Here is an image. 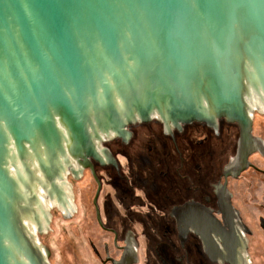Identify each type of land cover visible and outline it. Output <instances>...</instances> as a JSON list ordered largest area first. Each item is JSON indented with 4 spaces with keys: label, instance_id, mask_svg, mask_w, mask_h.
Here are the masks:
<instances>
[{
    "label": "water",
    "instance_id": "1",
    "mask_svg": "<svg viewBox=\"0 0 264 264\" xmlns=\"http://www.w3.org/2000/svg\"><path fill=\"white\" fill-rule=\"evenodd\" d=\"M255 110L264 0H0V264H50L37 239L50 205L75 211L68 174L94 172L91 160L117 167L104 144H129L137 124L158 120L172 138L195 123L237 125L225 197L261 150ZM192 211L177 218L184 238L194 232L213 264H249L229 219L227 230L208 209Z\"/></svg>",
    "mask_w": 264,
    "mask_h": 264
},
{
    "label": "flooded vegetation",
    "instance_id": "2",
    "mask_svg": "<svg viewBox=\"0 0 264 264\" xmlns=\"http://www.w3.org/2000/svg\"><path fill=\"white\" fill-rule=\"evenodd\" d=\"M229 128L238 130L237 134ZM131 130L134 128L131 127ZM162 135L167 137L164 131ZM235 135L237 143L231 144L230 138L233 139ZM181 136L183 149H191V153L196 155L199 148L210 142L231 145L235 155L227 168L237 169L240 146L237 125L222 120L218 132H215L195 123L186 126ZM169 137L178 145V132H174V138ZM253 137L261 150L249 155L247 168L238 177H229L225 197L222 191L225 171L219 174L212 189L205 194L204 185L189 182L192 178L197 182L201 168L197 172L190 171V163L192 167L198 163H193L194 157L189 158L179 147L175 149L181 164L176 168H173V164H157L148 177L145 167L133 163L141 157V148L128 147L134 141V135L128 145L118 139L105 142L104 146L116 158L117 167L109 164L101 166L91 160L94 172L91 168L84 169L78 180L69 173L75 211L66 213L58 206L50 205L51 224L38 235L39 244L44 252H50L49 262L57 260L55 250L61 247L60 264H67L66 261L70 264H152V257L157 264H173V261L175 264H189V257L194 254L191 250L198 249L196 253L205 255L203 244L191 230L184 238V230L178 226L177 218L193 219L196 216L192 211L194 206L208 209L227 230H230L226 223V219H229L231 230L238 231L246 240V248L242 244L235 250L237 258L241 261V257H248L251 264L250 239L257 236L256 232L264 234V162H261L264 161V141ZM198 138L204 140L197 141L198 147H195L193 142ZM112 146H117L118 150ZM166 149L167 158L164 160H172L171 152ZM133 150L137 153H131ZM149 153H152V147ZM212 153L210 151V155ZM160 166L165 174L158 170ZM173 170L174 174H171ZM85 180L87 184L83 192L79 185ZM184 208L186 213L182 212ZM157 219L162 220L159 234L165 237L158 241L152 232ZM59 223H69L71 228L62 227ZM63 236L69 239L65 240Z\"/></svg>",
    "mask_w": 264,
    "mask_h": 264
},
{
    "label": "rangeland",
    "instance_id": "3",
    "mask_svg": "<svg viewBox=\"0 0 264 264\" xmlns=\"http://www.w3.org/2000/svg\"><path fill=\"white\" fill-rule=\"evenodd\" d=\"M254 131H253V135L262 139L264 141V112L262 111H254ZM134 130H132L135 139L132 142V144H127L128 147H132V148H141V151H139V156H140V152H141V157L140 159H136L133 163L134 164H140L142 167H145L148 171V177L151 176L152 174V168L153 166L157 165V164H164L167 165L168 164H173V168H176L178 166V164H181V159L180 156H178V153L175 149V147H179L181 148V152L185 151L183 149V143L182 142V136L181 133H178V138H177V142L178 145L174 142L173 139H171L169 136L165 137L164 135H162V132L164 131V128L162 126V124L158 121V120H153L152 123L150 124V126H144L142 124H137L134 127ZM185 128V127H184ZM231 129V128H229ZM233 131V133L237 134L238 130L236 129H231ZM233 135V134H232ZM177 136V135H176ZM216 137V136H215ZM231 139V144H236L237 143V136L235 135L234 138H230ZM173 144L172 143V141ZM195 141L193 142V146L198 147L196 145V142L199 140H203L204 139H194ZM135 142V143H134ZM200 145V144H199ZM114 150H118L117 146H112ZM152 147V153H149V149ZM166 148L169 149V153L171 152L172 155V160H164L167 158V154H166ZM210 151H212V155H210ZM187 153V155L190 157H194L193 159V163H198V165L196 167H192V163H190V171L194 170V172H197V170L199 168H201V171H199L200 173L197 174V182L194 181V178H192V180L190 179V184L191 183H196V185H204V193L207 194V192L209 190L212 189L213 187V183L216 182V180H218V176L219 174H222L224 171L227 170V167L230 165V160H232V158L235 155V149L231 146L228 145L226 143V145H222V143H217L216 141H214V144H212L211 142L208 144H205L204 146H202L201 148H199L198 150V154H192L191 153V149L189 151H185ZM131 153L136 154L137 151L133 150L131 151ZM189 161V160H188ZM183 162V160H182ZM264 162V161H261ZM158 170L160 171V173H166L165 171H163V167L160 166L158 167ZM171 174H174V170L170 172ZM153 178V177H152ZM173 178L175 179V177L173 176ZM161 184H164V182H159ZM87 184V181H83L79 186L82 187L81 191H85L84 188ZM162 220L161 219H157L156 221V226H154V229L152 230V232L156 235L157 241L161 238H165L164 236H161L159 234L161 228H162ZM62 223H59L58 225H60ZM67 227V228H71V224H62V227ZM153 226V225H152ZM253 226L255 227V223H253ZM159 227V230H156L155 228ZM257 236H255L254 238L250 239V256H251V264H264V234H261L260 232H256ZM65 238V240H67V238L69 239L68 236H63ZM39 241V239H37ZM53 242V239H52ZM69 243V241H68ZM191 245H194L193 242H191ZM56 257L57 260H50V264H55V262L57 264H60V261H58V258L61 255V247H57L56 248ZM198 249L195 250H191V253L194 252L193 255H190L189 257V264H213L211 263L206 255H203V253L201 252L200 254L196 253ZM163 254H167V252L162 251ZM190 253V254H191ZM67 257V256H66ZM69 258V257H68ZM66 261V260H65ZM67 264H70V262H67ZM152 264H157V262L153 259L152 257ZM173 264H175V262L173 261Z\"/></svg>",
    "mask_w": 264,
    "mask_h": 264
},
{
    "label": "bare ground",
    "instance_id": "4",
    "mask_svg": "<svg viewBox=\"0 0 264 264\" xmlns=\"http://www.w3.org/2000/svg\"><path fill=\"white\" fill-rule=\"evenodd\" d=\"M41 196L43 197V194Z\"/></svg>",
    "mask_w": 264,
    "mask_h": 264
}]
</instances>
